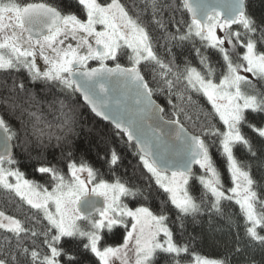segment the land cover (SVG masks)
<instances>
[{
  "label": "snow or ice",
  "instance_id": "obj_1",
  "mask_svg": "<svg viewBox=\"0 0 264 264\" xmlns=\"http://www.w3.org/2000/svg\"><path fill=\"white\" fill-rule=\"evenodd\" d=\"M142 2L143 8L133 2L131 7L136 14L132 15L121 0H74L80 12L77 15L46 3L0 0V73L23 69L32 83L56 84L62 91L82 93L93 112L112 121L128 142H135L156 192L162 190L167 194L161 201L159 214L154 213L142 203L154 196L151 185L138 184L131 177L126 180L117 177L109 183L98 179L97 170L83 161L68 163L67 176L54 166L38 167L36 171L47 177L49 191V187L26 179L15 167L18 161L8 145L16 133L0 116V189L13 193L35 210L23 221L0 211V232L4 233L0 237V264H21L17 253L27 264H61V257H67L66 264H75L76 257L64 244L78 240L86 241L84 249L94 254L100 264H182L184 255L191 256V264H228L227 258L190 253L189 245L178 243L168 226L166 204L175 209L182 229L185 217L204 210L208 196L212 198L210 208L217 214H222L223 201L238 205L245 235L264 245V198L256 191L248 168L234 155L237 145L246 148L253 157L257 154L252 140L243 131L245 127L261 140L264 151V91L258 90L253 80L243 74L264 82V21L257 23L248 15L245 0H229L226 12L183 0V8L191 13V24L182 31L183 22L177 20L175 30L169 31L163 14L173 5L165 0ZM149 9L152 23L165 31L171 55L168 62L157 55L153 37L140 22V16ZM218 30L223 35H218ZM197 39L200 47H196ZM185 43L193 46L198 66L187 58L182 65L176 63L172 46ZM201 48L215 50L222 57L226 71L219 77L209 55ZM38 58L43 61V68L38 65ZM122 58H127L130 66H122L119 62ZM93 60L98 67L88 66ZM108 61L115 62V66L109 67ZM6 88L11 95L0 99V103L8 109L22 108L16 97L23 93L29 97L25 103L33 106L35 94L24 82L14 79ZM191 93L205 97L212 109L197 113V119L201 114L205 117L200 135L188 133L179 119L180 114L192 119L183 107L192 103ZM154 94L166 95L173 108L172 120H163L164 108L153 100ZM173 96L177 104H172ZM58 103L63 118L59 127L71 133L75 122L73 110L68 108L65 112L68 106L64 101ZM28 114L35 118L32 134L37 139L45 135L51 139L53 133L46 131L51 125L38 127L44 123L41 115L34 111ZM252 114L260 117L258 123L253 122L255 117L249 118ZM210 118H218L222 127H217ZM169 125L175 128L166 132L164 129ZM173 132L183 146L178 153L169 152L164 141ZM203 137H214L210 143L218 144V151L225 158L233 185L227 190L210 154L209 143ZM62 138L56 136L57 141ZM120 162L121 156L115 150L107 153L110 171L115 173ZM194 164L202 172L195 176L190 190ZM124 198L140 206L130 207ZM117 226L126 232L123 243L102 244L103 234L111 233ZM241 251L236 247V253Z\"/></svg>",
  "mask_w": 264,
  "mask_h": 264
},
{
  "label": "trees",
  "instance_id": "obj_2",
  "mask_svg": "<svg viewBox=\"0 0 264 264\" xmlns=\"http://www.w3.org/2000/svg\"><path fill=\"white\" fill-rule=\"evenodd\" d=\"M245 1L248 15L253 17L257 23L264 21V0ZM22 2H44L57 7L62 12L72 11L80 15L74 0H22ZM121 2L129 7L132 15L136 14L131 7L133 2L139 8L144 7L142 0H121ZM165 2L173 5L170 10L165 11L163 14L167 29L174 31L177 27L175 21L179 20L183 22L180 25L181 30H186L191 24V19L187 10L182 6L183 0H165ZM140 22L147 27L153 37L154 49L157 55L165 62H168L171 59V55L167 51L169 45L166 44L165 31L152 23L150 9L140 16ZM196 47H200L198 39ZM201 51L209 55L212 67L216 69L217 77L226 71L222 57H220L218 52L204 48H201ZM172 55L176 56L177 64L182 65L184 59L187 58L191 60L194 66H198V58L195 56L193 46L190 43H185L183 46H172ZM119 62L122 66H130L127 58H122ZM108 64L115 66L113 61H108ZM98 65L94 61L88 62L90 68ZM14 79L18 82H24L36 97L35 101L31 102L33 105L31 107L29 103H25L29 99L27 93L16 97V102L23 109H28V111H22V108L12 111L0 103V116H3L11 130L16 133L12 139L15 147L13 157L18 161L15 167H18L28 178L41 180L42 177H46L36 171L41 165L54 166L67 176L68 163L83 161L97 170L98 179L106 180L109 183L114 182L117 177L124 180L131 177L138 184L151 185L154 196L147 202L142 201V203L154 213L159 214L161 201L166 198L167 194L163 193L162 190L158 193L156 192L154 180L143 167L136 146L128 143L124 134L119 133L111 125L96 118L82 103L81 97L77 92L62 91L61 87L56 84H44L40 81L32 83L28 73L23 69L20 72L11 74L0 73V99L11 95L7 91L6 85L10 86ZM250 79L253 80L258 90L264 91L261 81L253 77H250ZM178 87L182 88V85H178ZM17 93H19V89H17ZM153 97L164 108V117L167 120H172L173 108L172 105L167 103L166 95L154 94ZM191 97L192 103L185 104L183 107L191 115L192 119H186L184 114H180L179 119L180 123L190 132L194 135H200L202 132L201 124L205 117L201 114L199 119H197V113L210 112L212 109L202 95L191 93ZM53 101H56V103L49 108V104ZM59 101H64L68 106L64 109L65 112L68 111V108L73 110L72 114L75 122L71 133L61 131L59 127L63 123V118L60 117L59 112ZM177 103L175 96H173L172 104ZM29 111L38 112L41 115L44 123H41L38 127L44 128L45 124L51 125L50 128L46 129L47 132L53 133L51 139L47 135L37 139V136L32 134L35 118L29 116ZM249 118L253 119L254 123H258L260 120V117L256 114H252ZM193 121H196V123H193ZM211 122L216 124L217 127H222V123L218 121V118L211 119ZM243 131L252 140L257 154L253 157L246 148L237 145L234 148V155L242 162V166L248 168L256 182L254 185L256 191L264 198V151L261 150L262 142L250 129L245 127ZM56 136L63 138L57 141ZM203 138L206 143H209L210 154L221 172L224 189L227 190L232 187V184L225 158L218 151V144L210 143V140L215 139L214 137ZM110 150H115L121 156L120 165L115 173L109 170V165L106 163L107 153ZM200 172L201 169L199 167L196 168L193 181H190V190H192V184L195 182V176H198ZM195 187L196 189L200 188L198 183L195 184ZM196 194L199 195V192L197 191ZM124 201L130 207L140 206L135 201L130 202L128 198H124ZM211 202V196L206 197L204 210L195 216L185 217L182 229L179 226L181 222L176 220L175 209L170 203L166 204V214L169 217L168 226L173 230L174 239L178 243H187L190 253H197L215 259L227 258L228 264H264V245L251 241L245 235L244 219L239 206L234 202L223 201L221 205L222 214H217L211 210ZM0 209L22 221L27 216H32L35 211L26 203L20 201L19 197L3 189H0ZM3 235L4 233L0 232V237ZM103 235L105 238L101 242L102 244L117 245L122 243L126 232L122 227H116L111 233L105 232ZM25 243L29 244L30 242L26 241ZM84 243H86L84 240L71 241L65 243L64 247L76 257L75 264H100L99 259L94 254L84 249ZM236 247H240L242 251L236 253ZM17 256L21 264H27L25 259L19 256V253H17ZM191 259L190 255L182 256V264H191ZM66 261L67 257H61V264H66Z\"/></svg>",
  "mask_w": 264,
  "mask_h": 264
},
{
  "label": "water",
  "instance_id": "obj_3",
  "mask_svg": "<svg viewBox=\"0 0 264 264\" xmlns=\"http://www.w3.org/2000/svg\"><path fill=\"white\" fill-rule=\"evenodd\" d=\"M229 2V0H192V3L194 4V5H197V4H200V5H204V4H207V5H209V6H211V7H215V8H218V9H220L221 11H224V12H226L227 11V9H226V4ZM38 3H44V2H38ZM245 9H246V1H245ZM188 12V11H187ZM188 14H189V16H190V19H191V13H189L188 12ZM109 67H114V66H111V65H108ZM96 67H98V66H96ZM77 94L81 97V101H82V103L92 112V114L96 117V118H98L99 120H101V121H103V122H105V123H107V124H109V125H111L113 128H115V125L112 123V121H110V120H106V119H104L102 116H98L95 112H93L92 111V108H91V105L84 99V97H83V94L82 93H80V92H77ZM153 100H155V98L153 97ZM155 102L157 103V104H159L156 100H155ZM160 105V104H159ZM162 116H163V120L164 121H170V120H167L165 117H164V115H163V113H162ZM181 125H183L182 123H181ZM183 127H184V125H183ZM173 128H175V126H172V125H169V126H166L165 127V131L167 132V131H169L170 129H173ZM187 131H188V133H190V134H193L192 132H190L186 127H184ZM116 129V128H115ZM117 130V129H116ZM178 130V129H177ZM118 131V130H117ZM119 132V131H118ZM120 133V132H119ZM123 134V133H122ZM194 135V134H193ZM125 138H126V136H125ZM126 140H127V138H126ZM164 141H165V145H166V147L168 148V150H169V152H171V153H178V152H180V151H182V145L180 144V142L179 141H177L176 139H175V133L173 132L172 133V135H166L165 137H164ZM128 143H130V144H134L135 146H136V144H135V142H128ZM9 148H10V151H11V153H12V155L14 156V149H15V147H14V144H13V142H12V140L11 141H9ZM0 148H2V138H0ZM136 148H137V146H136ZM199 167V165H193L192 166V170H193V173H195V170H196V168H198Z\"/></svg>",
  "mask_w": 264,
  "mask_h": 264
},
{
  "label": "rangeland",
  "instance_id": "obj_4",
  "mask_svg": "<svg viewBox=\"0 0 264 264\" xmlns=\"http://www.w3.org/2000/svg\"><path fill=\"white\" fill-rule=\"evenodd\" d=\"M235 27V26H234ZM218 35H223V33L222 32H220L219 30H218ZM94 61V60H93ZM38 65H40L42 68H43V61L42 60H40L39 58H38ZM95 63H98L97 61H94ZM243 74H245V75H248L249 76V79H250V77H251V74H247V73H243ZM262 84H263V86H264V82H262ZM246 91H250V89H245ZM201 172H202V170H201ZM201 172L199 173V175L201 174ZM25 176V175H24ZM25 178L26 179H29V180H33V181H36L37 183H40V184H43L45 187H49V191H51V187L49 186V183H48V181H47V177H42L41 178V180H34L33 178H28L27 176H25ZM233 186V185H232ZM92 187V185H89V188H91ZM125 202V201H124ZM126 203V202H125ZM82 224L84 223V222H81ZM117 227H119V226H117ZM116 227H114L113 228V230L115 229ZM124 240V239H123ZM122 243H123V241H122ZM121 243V244H122ZM121 244H117V245H111V246H119V245H121ZM117 264H119V262H117Z\"/></svg>",
  "mask_w": 264,
  "mask_h": 264
},
{
  "label": "flooded vegetation",
  "instance_id": "obj_5",
  "mask_svg": "<svg viewBox=\"0 0 264 264\" xmlns=\"http://www.w3.org/2000/svg\"><path fill=\"white\" fill-rule=\"evenodd\" d=\"M4 206H5V205H4ZM5 208H7V207H5ZM0 211H2V210L0 209ZM5 214H6V215H9V214H7L6 212H5ZM14 217H15V216H14ZM16 218H17V217H16Z\"/></svg>",
  "mask_w": 264,
  "mask_h": 264
}]
</instances>
